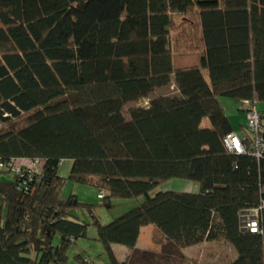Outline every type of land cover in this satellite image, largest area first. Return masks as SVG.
Returning a JSON list of instances; mask_svg holds the SVG:
<instances>
[{"label":"trees","instance_id":"obj_1","mask_svg":"<svg viewBox=\"0 0 264 264\" xmlns=\"http://www.w3.org/2000/svg\"><path fill=\"white\" fill-rule=\"evenodd\" d=\"M222 97L264 106V0H0V264H67L88 236L61 195L64 159L107 207L137 202L106 224L88 205L109 264H132L112 245L134 249L148 225L177 248L230 245L223 264H264V209L259 232L241 228L264 154L227 149ZM24 160L43 174H17ZM175 179L198 190L160 189Z\"/></svg>","mask_w":264,"mask_h":264},{"label":"rangeland","instance_id":"obj_2","mask_svg":"<svg viewBox=\"0 0 264 264\" xmlns=\"http://www.w3.org/2000/svg\"><path fill=\"white\" fill-rule=\"evenodd\" d=\"M184 60L185 59H183L182 61ZM166 90L172 91L173 88ZM221 99L232 100L227 97H222ZM148 102V99L143 98L138 102H135L133 105L147 106ZM131 105L132 104H130L129 106ZM72 165L73 161L71 159H64L59 166V175L67 178L65 184L61 188V195L64 199L74 197L73 203H70L71 205H68L70 212L74 216L78 217L79 220L86 221L90 223V225L87 232L88 236L80 238L76 244H73L71 246L69 250V261L67 262V264H80L79 259L75 257V255L78 253H82L87 259L93 260L98 264H109V258L106 254H102L104 248L102 244L97 240V227L92 224L94 217L93 214H91L88 205H93L92 207L94 208V214L99 218L101 223L106 224L111 222L114 218L127 212L137 202L132 199L114 198L112 199V206L107 207L106 205H104V200L100 198V191L96 186L89 184H77L76 182H73L68 178L72 169ZM174 182L175 180L169 181L162 185L160 189H172V185L174 184ZM191 184H193V191H197L198 186L193 182H191ZM149 232V227L144 229L139 244L141 247H145L147 245L149 239L147 240L146 238ZM154 235L155 239H159L157 233ZM174 250L175 249H173L172 252H169L170 249H168L166 252H169V255H157L155 256V258H150L149 264H223L225 261L227 262L228 260H231L235 255V252L233 249H231V247L223 246L221 248V253L220 251H215L217 250V246L214 243L205 244L203 247H200L198 249V253H195V251H176L175 253ZM127 253L128 247L120 244L117 245L116 254L121 259H124Z\"/></svg>","mask_w":264,"mask_h":264},{"label":"crops","instance_id":"obj_3","mask_svg":"<svg viewBox=\"0 0 264 264\" xmlns=\"http://www.w3.org/2000/svg\"><path fill=\"white\" fill-rule=\"evenodd\" d=\"M172 88H173L172 91L171 90L170 91L166 90V89H172ZM158 93L174 94V93H178V89L176 87V84L173 82L170 85V87L162 88L161 92H158ZM145 99H148V98H145ZM232 100H223V99H221V103H222V105H223V107L225 109V112L227 113V115L230 118V121H231V123H232V125L234 127V132H236L240 136H244V135H246V133L250 134L249 131L247 130V128L244 129V123L246 122V120H245V109L241 106V102L240 101L234 100V99H232ZM148 104H149V102H148ZM259 105L257 104L258 108H259ZM260 106L261 107L259 109H263L264 110V106L263 105H260ZM203 123L206 125L207 120H204ZM192 185L193 184H191L190 181H184V180L175 179V182L172 185V189L177 190V191H193ZM196 185L198 186V184H196ZM163 189L166 190V189H171V188H163ZM148 227L150 228V232H149V234H148V236L146 238L147 240L149 239L148 243H147V245L145 247H141L139 245L140 244V239L142 237L144 229H146ZM152 227H154V228H152ZM156 233L158 234L159 239H155V235L154 234H156ZM159 242H161V243H159ZM211 243L216 244L217 250H215V251H220V253H221V248L223 246L231 247L230 245H227L225 243L204 241V242H202L201 244H198V245H193V246L186 247V248H177V247L173 246L172 244H170L168 239L164 236V234L157 227H155L153 225H148V226H145V227L142 228L141 234H140V237H139V240L137 242L136 247L134 249H131V248L128 247V253L126 254L124 259H121L116 254V247L118 245L117 243L113 244L112 248H113L114 253L116 254V256L120 260H130V262L132 264H149L150 263V258H155V256H157V255H160V256L166 255V254L169 255V252H172L173 249H175L174 250L175 253H176V251H178V252L195 251V253H198V249L200 247H203L205 244H211ZM168 249H170V251L166 252ZM231 249H233V248L231 247ZM171 255H173V254H171ZM235 258H236V252H235L234 257L230 261H232ZM204 264H206V263H204Z\"/></svg>","mask_w":264,"mask_h":264},{"label":"built area","instance_id":"obj_4","mask_svg":"<svg viewBox=\"0 0 264 264\" xmlns=\"http://www.w3.org/2000/svg\"><path fill=\"white\" fill-rule=\"evenodd\" d=\"M241 106L245 109L247 130L251 135L250 143L244 142L243 138L236 132H230L226 135L224 142L227 149L234 154L249 153L257 158H260L264 154V141L260 135L264 125L263 114L259 110L257 103L248 100L241 101ZM24 164V165H23ZM23 166L14 167V171L24 176L26 171H30L28 179H31L33 175L40 176L43 174V164L40 160H24ZM10 165H13L10 164ZM4 166V163L0 159V168ZM18 188H20L18 186ZM264 190V185L262 186ZM28 190V185L25 187ZM100 197L105 195V191L99 192ZM264 209V196L261 200V204L253 208H244L241 211V228L244 231H250L257 233L260 231V217L262 210Z\"/></svg>","mask_w":264,"mask_h":264}]
</instances>
